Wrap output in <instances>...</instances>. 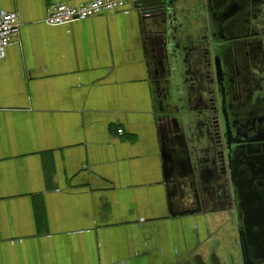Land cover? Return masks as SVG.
I'll use <instances>...</instances> for the list:
<instances>
[{"label":"crops","instance_id":"crops-1","mask_svg":"<svg viewBox=\"0 0 264 264\" xmlns=\"http://www.w3.org/2000/svg\"><path fill=\"white\" fill-rule=\"evenodd\" d=\"M89 1L0 0L20 21L0 61V264H240L230 215L174 172L146 17L46 23Z\"/></svg>","mask_w":264,"mask_h":264},{"label":"flooded vegetation","instance_id":"flooded-vegetation-1","mask_svg":"<svg viewBox=\"0 0 264 264\" xmlns=\"http://www.w3.org/2000/svg\"><path fill=\"white\" fill-rule=\"evenodd\" d=\"M198 4L202 14L191 24L182 18L176 42L183 49V92L171 111L194 121L180 130V150L187 131L203 143L198 211L229 214L244 248L241 264H264V0ZM180 154L181 176L192 179L190 161ZM214 179L227 180V190L211 191Z\"/></svg>","mask_w":264,"mask_h":264},{"label":"water","instance_id":"water-1","mask_svg":"<svg viewBox=\"0 0 264 264\" xmlns=\"http://www.w3.org/2000/svg\"><path fill=\"white\" fill-rule=\"evenodd\" d=\"M135 8L138 11H141L142 15H146L147 27H151V33L154 35V43L155 46V54L157 63L160 67H163V72L167 71V76L164 75L162 78L164 84H162L163 89L165 91V104L163 106V110H165L168 115L171 114V110L177 107L174 103L176 101L179 102V97H181V93L183 92L182 85L180 83L181 78V66L183 58V49L180 45L176 46V42L178 43V36L180 35L181 26L184 21L182 18H185L190 22V24L195 21L198 16H200L203 9L198 8V0H135ZM191 4L192 11H188L185 9L186 5ZM149 23H151L149 25ZM168 97V98H167ZM173 106V108H172ZM171 111V112H170ZM175 117L180 121L181 127L184 129L187 125L192 126L194 123L192 117H188V115H180L177 114ZM185 133V130H184ZM193 132H186L183 135V149L184 154L189 159L190 168H191V178H188V183L192 184V188L195 189V198L199 197V194L196 192V188L199 186L197 174L198 171L197 165V157L200 149L203 145L201 142L197 141V138L194 137ZM181 157V154H173L172 155V163L173 160H178ZM178 170V169H177ZM181 169L179 167V173L177 176H180V179H186L181 176ZM228 181L214 179L211 183V191L216 190H227ZM215 191V192H216ZM238 235H241L239 232ZM240 250L242 256H244V248L243 245H240Z\"/></svg>","mask_w":264,"mask_h":264},{"label":"built area","instance_id":"built-area-1","mask_svg":"<svg viewBox=\"0 0 264 264\" xmlns=\"http://www.w3.org/2000/svg\"><path fill=\"white\" fill-rule=\"evenodd\" d=\"M135 4V0H90L78 6L62 3L52 4L46 11V23L52 26H62L75 20L83 21L102 14H128L130 12V9H126L128 6L138 11L135 8ZM139 12L141 13V11ZM143 16L147 17L144 14ZM19 25L20 21L17 14L0 11V61L5 56V49L17 40Z\"/></svg>","mask_w":264,"mask_h":264},{"label":"rangeland","instance_id":"rangeland-1","mask_svg":"<svg viewBox=\"0 0 264 264\" xmlns=\"http://www.w3.org/2000/svg\"><path fill=\"white\" fill-rule=\"evenodd\" d=\"M137 10V9H136ZM157 64V63H156ZM161 68H163V67H161ZM163 70V69H162ZM162 73H163V75L161 76V80L164 78L163 76L164 75H166L167 76V71H162ZM163 77V78H162ZM162 84H164V82H163V80H162ZM161 84V85H162ZM171 112V111H170ZM171 114H173L172 112H171ZM172 123L170 124V127H172V130H173V132L175 131L174 130V125H176L177 126V131L176 132H178L179 133V136H180V130H181V124H180V121L178 120V118L177 117H175V116H172V121H171ZM174 124V125H173ZM179 136H178V140H179ZM235 264H238V263H235ZM240 264H241V262H240Z\"/></svg>","mask_w":264,"mask_h":264}]
</instances>
